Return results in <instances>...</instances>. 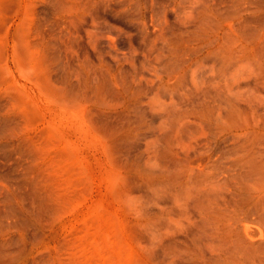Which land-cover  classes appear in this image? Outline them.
I'll return each mask as SVG.
<instances>
[{"label":"rangeland","instance_id":"obj_1","mask_svg":"<svg viewBox=\"0 0 264 264\" xmlns=\"http://www.w3.org/2000/svg\"><path fill=\"white\" fill-rule=\"evenodd\" d=\"M0 264H264V0H0Z\"/></svg>","mask_w":264,"mask_h":264},{"label":"bare ground","instance_id":"obj_2","mask_svg":"<svg viewBox=\"0 0 264 264\" xmlns=\"http://www.w3.org/2000/svg\"><path fill=\"white\" fill-rule=\"evenodd\" d=\"M242 208L245 210V208L243 206H242ZM245 230H249V227L247 225H246V229Z\"/></svg>","mask_w":264,"mask_h":264}]
</instances>
